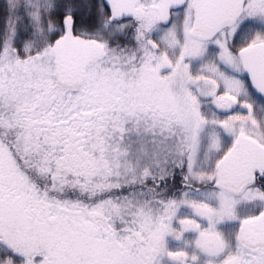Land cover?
Listing matches in <instances>:
<instances>
[{"label": "snow or ice", "instance_id": "obj_1", "mask_svg": "<svg viewBox=\"0 0 264 264\" xmlns=\"http://www.w3.org/2000/svg\"><path fill=\"white\" fill-rule=\"evenodd\" d=\"M0 264H264V0H5Z\"/></svg>", "mask_w": 264, "mask_h": 264}, {"label": "trees", "instance_id": "obj_2", "mask_svg": "<svg viewBox=\"0 0 264 264\" xmlns=\"http://www.w3.org/2000/svg\"><path fill=\"white\" fill-rule=\"evenodd\" d=\"M5 6V0H0V14H2V10Z\"/></svg>", "mask_w": 264, "mask_h": 264}]
</instances>
